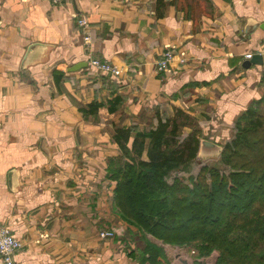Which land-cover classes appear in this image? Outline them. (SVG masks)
<instances>
[{
	"label": "crops",
	"instance_id": "0c3cea01",
	"mask_svg": "<svg viewBox=\"0 0 264 264\" xmlns=\"http://www.w3.org/2000/svg\"><path fill=\"white\" fill-rule=\"evenodd\" d=\"M34 42L45 46L22 67ZM169 47L186 62L159 73ZM258 50L264 58V0H0V224L24 244L17 264H150L114 202L116 128L149 130L180 109L202 138L226 142L264 98V64L243 65ZM91 103L102 105L84 113ZM157 261L173 264L168 249Z\"/></svg>",
	"mask_w": 264,
	"mask_h": 264
},
{
	"label": "trees",
	"instance_id": "16d2710c",
	"mask_svg": "<svg viewBox=\"0 0 264 264\" xmlns=\"http://www.w3.org/2000/svg\"><path fill=\"white\" fill-rule=\"evenodd\" d=\"M263 103L254 101L234 122L219 157L224 169L202 162L187 178L176 173L190 172L202 139L192 116L177 109L149 130L116 128L121 154L110 173L121 216L166 242L194 246L199 257L216 250L217 264H264ZM101 105L83 111L95 113ZM143 251L150 264L162 254L151 242Z\"/></svg>",
	"mask_w": 264,
	"mask_h": 264
},
{
	"label": "built area",
	"instance_id": "2783aa9c",
	"mask_svg": "<svg viewBox=\"0 0 264 264\" xmlns=\"http://www.w3.org/2000/svg\"><path fill=\"white\" fill-rule=\"evenodd\" d=\"M70 0H52L54 4H64ZM78 26L85 28L88 25V21L85 17H80L77 20ZM86 40H89L90 37L86 36ZM252 53L246 54V58L250 59ZM179 57V62L183 64L186 62V58L183 55L178 56L175 48L169 47L161 55V57L156 62V69L160 72L172 71L173 62ZM90 64L96 70L111 73L113 75L119 76L123 73V70L120 66L115 65L114 63L103 60L99 57H92L90 59ZM102 236H113V231H104L101 232ZM24 244L21 239L16 237L11 228L8 225L0 224V261L2 264H17L15 261V254L23 248ZM192 253H195L193 250Z\"/></svg>",
	"mask_w": 264,
	"mask_h": 264
},
{
	"label": "rangeland",
	"instance_id": "374dc122",
	"mask_svg": "<svg viewBox=\"0 0 264 264\" xmlns=\"http://www.w3.org/2000/svg\"><path fill=\"white\" fill-rule=\"evenodd\" d=\"M262 110L264 112V109ZM200 136L201 138L203 137L202 134H200ZM225 143L226 142H223L220 144L224 146ZM220 160L221 158H212L207 161H204L202 158L198 157V159L192 165L190 172L182 171L176 174L181 177H185V178H187L190 174L196 175L201 168L202 162H206L209 166H216V167L218 166L219 168L224 169L225 167L223 164L220 163ZM118 212L121 215L119 209H118ZM124 220L128 223L129 226H132L136 229L139 237L136 238V236L135 237L133 236V240L136 246H138L139 250L141 249L143 250L145 245L151 242L161 247L162 250L168 249L171 260L173 261V264H217V258H218L219 252L216 250L213 251L209 256L199 257L198 252L194 246H179L178 244H172L170 242H166L164 241V239L162 238L159 239L155 237L153 234L149 233L144 226L142 225L139 226L137 224L128 222L126 219ZM193 250L195 251V253H192ZM183 259L186 260L187 263H184Z\"/></svg>",
	"mask_w": 264,
	"mask_h": 264
},
{
	"label": "water",
	"instance_id": "95a60500",
	"mask_svg": "<svg viewBox=\"0 0 264 264\" xmlns=\"http://www.w3.org/2000/svg\"><path fill=\"white\" fill-rule=\"evenodd\" d=\"M75 6L76 8L78 7L77 1H75ZM255 25L256 22L250 18L248 20V24L245 28V31L247 33H250L252 29L255 27ZM42 46H45V44L34 42L28 47V51L26 52L24 56V60L22 62V67L32 61L35 51ZM252 64H264L263 55L260 53L259 50L256 51L250 59L245 60L243 65L249 68ZM86 65H87L86 62H79L78 64L73 66L70 70L75 71ZM77 138L81 147H85L88 144L87 136L82 132V129L80 127L77 129ZM223 149L224 146L222 144L214 142L208 138H202L198 157L202 158L204 161H207L212 158H219L223 152Z\"/></svg>",
	"mask_w": 264,
	"mask_h": 264
}]
</instances>
